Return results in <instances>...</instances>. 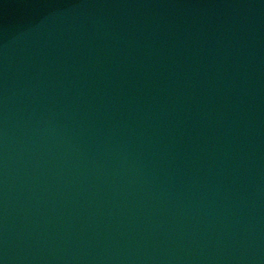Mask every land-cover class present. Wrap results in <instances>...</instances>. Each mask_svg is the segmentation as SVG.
<instances>
[{
	"label": "water",
	"instance_id": "95a60500",
	"mask_svg": "<svg viewBox=\"0 0 264 264\" xmlns=\"http://www.w3.org/2000/svg\"><path fill=\"white\" fill-rule=\"evenodd\" d=\"M0 264H264V0H0Z\"/></svg>",
	"mask_w": 264,
	"mask_h": 264
}]
</instances>
